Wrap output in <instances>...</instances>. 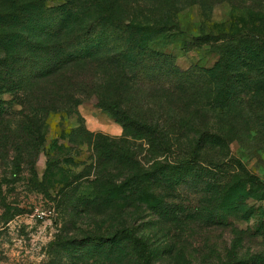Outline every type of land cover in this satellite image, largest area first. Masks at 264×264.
<instances>
[{
	"label": "rangeland",
	"instance_id": "1",
	"mask_svg": "<svg viewBox=\"0 0 264 264\" xmlns=\"http://www.w3.org/2000/svg\"><path fill=\"white\" fill-rule=\"evenodd\" d=\"M0 44V264H264V0H0Z\"/></svg>",
	"mask_w": 264,
	"mask_h": 264
},
{
	"label": "trees",
	"instance_id": "2",
	"mask_svg": "<svg viewBox=\"0 0 264 264\" xmlns=\"http://www.w3.org/2000/svg\"><path fill=\"white\" fill-rule=\"evenodd\" d=\"M12 44H0V47L2 48H6V47H11ZM28 44H25L26 47ZM85 48V46H83ZM28 50L30 51V49L28 48ZM146 54L148 56H152L153 54L151 52H148V51H145ZM16 57L17 59L19 60H24L26 61L28 58H30L29 55L26 54V52H23L22 53V57L19 56V54L17 55L16 54ZM68 57L69 59H65V58H62V59H55L52 64H50L49 66H47L46 68H41L40 71H35L33 72L32 76H27V79H31L32 78V82L34 83V85L38 82V81H43L44 79H47L53 75H55L57 72H61L62 70H64L66 67H68L69 63L71 62V59L76 57V56H73V54H68ZM84 57V56H83ZM56 58V57H55ZM48 59H52L51 56L48 57ZM3 68V65L0 63V70ZM21 69V68H20ZM1 73V71H0ZM17 73L21 74L22 71L18 70ZM2 79V76H0V81ZM16 82V81H15ZM168 167H166L167 169ZM123 232L125 233H130V231L128 229H123ZM147 264H151L149 262V260L147 261Z\"/></svg>",
	"mask_w": 264,
	"mask_h": 264
}]
</instances>
